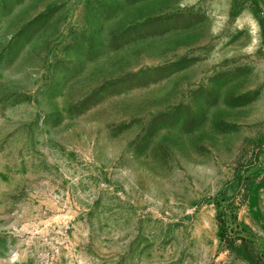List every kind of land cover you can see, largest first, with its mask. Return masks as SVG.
Returning a JSON list of instances; mask_svg holds the SVG:
<instances>
[{"label": "rangeland", "instance_id": "374dc122", "mask_svg": "<svg viewBox=\"0 0 264 264\" xmlns=\"http://www.w3.org/2000/svg\"><path fill=\"white\" fill-rule=\"evenodd\" d=\"M0 264H264V0H0Z\"/></svg>", "mask_w": 264, "mask_h": 264}]
</instances>
